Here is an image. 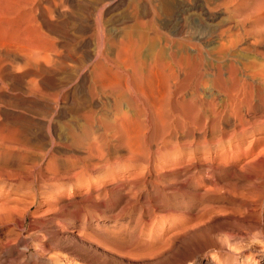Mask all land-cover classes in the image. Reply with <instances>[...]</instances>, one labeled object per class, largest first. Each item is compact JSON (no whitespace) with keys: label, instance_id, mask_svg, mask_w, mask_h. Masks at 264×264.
<instances>
[{"label":"rangeland","instance_id":"1","mask_svg":"<svg viewBox=\"0 0 264 264\" xmlns=\"http://www.w3.org/2000/svg\"><path fill=\"white\" fill-rule=\"evenodd\" d=\"M56 1L67 11L68 1ZM72 4L47 34L58 52L46 58L52 70L32 65L21 46L6 57L10 76L24 73L25 83L0 88V264H264V90L254 87L264 83V0ZM231 72L257 73L253 89L231 86ZM38 73L50 79L46 88ZM231 92L246 96L243 136L234 110V120L226 115Z\"/></svg>","mask_w":264,"mask_h":264},{"label":"bare ground","instance_id":"2","mask_svg":"<svg viewBox=\"0 0 264 264\" xmlns=\"http://www.w3.org/2000/svg\"><path fill=\"white\" fill-rule=\"evenodd\" d=\"M43 1L44 0H0V88H3V86L4 85H6L7 84V81H8V79H9V81L8 82H11V80H13V81H23V79H24V73H13V74H11V76H10V73H9V70L11 69V67H10V69H9V67H8V64L9 63H7L6 61H8V60H6V57H8L7 55L9 54V52H12L15 48H17V47H19V46H21V47H23L24 49H25V51H23V49L21 48V47H19V48H21L22 50L21 51H23V52H25L26 54H27V58L28 57H30L31 58V60L34 62L32 65H34L35 63L38 65V67H40L39 68V70L41 69V68H43V69H45L46 70V72L45 73H48L47 71L48 70H50L51 69V67L49 68L48 66H46V64H47V61H48V59H46L47 57H50V55L52 54V49L53 50H56V52H53V53H56V55H55V57L57 56V49H55L54 47L52 48V46L50 45V42H49V38H48V36H47V34L48 33H52L53 32V30H55V26H56V22L58 21V20H61V19H63V17L64 16H66L67 14H69V12H67V11H69L68 9L69 8H71L72 7V1L73 0H66V1H64V0H62L63 1V4H64V2H67L68 1V4H70L71 5V7H70V5H69V7H66L67 8V11L66 10H60L61 8H59L60 6H58V5H62V4H60V3H55V2H57L56 0H53V1H48L49 3H48V5H49V7H50V5H51V8H46L45 7V3L43 4ZM55 1V2H54ZM60 2H61V0H60ZM78 2V1H77ZM74 3V2H73ZM77 4V3H76ZM75 3H74V5H76ZM102 4V3H101ZM100 4V5H101ZM185 4V3H184ZM204 4V3H203ZM259 4V3H258ZM261 4V3H260ZM47 4H46V6H48ZM64 5H67L66 3L64 4ZM73 5V6H74ZM98 5V4H97ZM199 5V4H198ZM201 5V4H200ZM103 6H104V4H103ZM205 6V5H204ZM61 7H63V6H61ZM80 7V6H79ZM98 7V6H97ZM74 8V7H73ZM187 8V7H186ZM214 8V7H213ZM261 7L259 6V8L258 9H260ZM262 8H263V6H262ZM71 10V9H70ZM204 10V9H203ZM201 11V10H200ZM98 11H96V13H97ZM100 14V13H99ZM71 15V14H70ZM147 15V14H146ZM259 15V14H258ZM54 16V17H53ZM51 17H53V19L51 18ZM69 17V16H68ZM71 17V16H70ZM98 17V16H97ZM102 17V16H101ZM55 18V19H54ZM66 18H67V16H66ZM72 18V17H71ZM65 19V18H64ZM102 19V18H101ZM249 19V18H248ZM60 22V21H59ZM238 22V21H237ZM99 23V22H98ZM264 23V22H263ZM262 24V23H261ZM233 26V25H232ZM257 26V25H256ZM256 28V27H255ZM239 29V28H238ZM55 32V31H54ZM55 33H57V32H55ZM53 34V33H52ZM232 35H234V34H232ZM235 35H237V34H235ZM50 37V36H49ZM54 37V36H53ZM240 39V38H239ZM56 40V39H55ZM130 41V40H129ZM230 41H231V39H230ZM54 42V41H53ZM52 42V43H53ZM141 42V41H140ZM236 42V41H235ZM136 43V41L134 42V44ZM131 45V44H130ZM133 46H135V45H133ZM240 46V45H239ZM129 47V46H128ZM136 47H138V45L136 46ZM130 48V47H129ZM18 49V48H17ZM132 49V48H131ZM130 49V51H132ZM134 49V48H133ZM136 49H138V48H136ZM16 50V49H15ZM139 50V49H138ZM138 50H136V51H138ZM100 51V50H99ZM15 52V51H14ZM18 52V54H21L20 56H22V54L23 53H20L19 51H17ZM163 52V51H162ZM98 53H101V52H98ZM157 53V52H156ZM161 53V52H160ZM16 53H14V55H15ZM18 54H17V56H18ZM25 54V55H26ZM24 55V54H23ZM24 55V56H25ZM100 56V55H99ZM135 56V55H134ZM161 56V55H160ZM163 56V55H162ZM11 57V56H10ZM55 57H53V58H55ZM58 57V56H57ZM139 57V56H138ZM165 57V56H164ZM52 58V57H51ZM50 58V59H51ZM116 59V58H115ZM115 59H113V60H115ZM124 59V58H123ZM138 58H136V60H137ZM166 59V58H165ZM171 59V58H170ZM184 59V58H183ZM187 59H190V58H187ZM186 59V60H187ZM192 59H194V58H192ZM253 59V58H252ZM256 59V58H255ZM30 60V59H29ZM30 60V61H31ZM98 59H96L95 61H97ZM130 60H132V58L130 59ZM135 60V59H134ZM145 60H147V59H145ZM151 60V59H150ZM153 60H154V58H153ZM152 60V61H153ZM167 60V59H166ZM165 60V61H166ZM177 60H178V58H177ZM181 60V59H180ZM185 60V59H184ZM52 61V60H51ZM106 61V60H105ZM119 61V60H118ZM121 61V60H120ZM139 61V60H138ZM143 61V60H142ZM155 61V60H154ZM156 61H158V59H156ZM160 61V60H159ZM175 61V60H174ZM188 61H190V60H188ZM259 61V60H258ZM99 62H101V61H98L97 62V64H96V62L94 63V65L93 66H95L96 65V67H98V65L100 64ZM114 62V61H113ZM122 62V61H121ZM126 62H127V59H126ZM125 62V63H126ZM141 62V61H140ZM147 62V61H146ZM149 62V61H148ZM173 62V61H172ZM176 62V61H175ZM178 62V61H177ZM233 62V61H232ZM21 63V62H20ZM123 63L124 62H122V65H123ZM131 64H133V62H130ZM155 63V62H154ZM161 64H162V62H160ZM240 63V62H239ZM255 63H259V62H257V60L255 61ZM14 64V63H13ZM21 64H23V62L21 63ZM25 64H27V63H25ZM49 64H50V60H49ZM121 64V63H120ZM136 64H138L139 66H140V64L139 63H137L136 62ZM135 63H134V65L136 66V67H138V65H136ZM141 64H143V62L141 63ZM167 64H169L168 62H167ZM179 64V63H178ZM242 64V63H241ZM263 64H264V62H263ZM30 65V64H29ZM102 65V64H101ZM101 65H100V67H101ZM104 66H105V64H103ZM163 65V64H162ZM206 65V64H205ZM259 65L261 66L262 64H260L259 63ZM259 65H258V67H259ZM31 66V65H30ZM104 66H102V67H104ZM124 66V65H123ZM122 66V68L124 69V67ZM127 67L129 66V64H127L126 65ZM149 66V65H148ZM158 65H156V67H157ZM239 66V65H238ZM24 67V66H23ZM22 67V68H23ZM28 67V66H27ZM26 67V68H27ZM31 67H33V66H31ZM38 67H37V69H38ZM131 68H132V65L130 66ZM150 67V66H149ZM148 67V68H149ZM161 67V66H160ZM182 67V66H181ZM219 67V66H218ZM34 68V67H33ZM35 68H36V66H35ZM55 68V67H54ZM92 68V67H91ZM94 68V67H93ZM105 68H106V66H105ZM141 68V67H140ZM159 68V67H158ZM239 68V67H238ZM257 68V67H256ZM261 68H264L263 67V65L261 66ZM18 69V68H17ZM98 69V68H97ZM104 69V68H103ZM150 69L151 68H149V71H150ZM165 69V68H164ZM248 69V68H247ZM255 69V68H254ZM20 70V69H19ZM42 70V69H41ZM52 70V69H51ZM91 70H93V69H91ZM95 70V69H94ZM109 70V69H108ZM120 70V69H119ZM132 70L134 71V69L132 68ZM143 70V69H142ZM243 71H245L244 70V68L242 69ZM102 71V70H101ZM118 71V70H117ZM147 71V70H146ZM153 71V70H152ZM160 71V70H159ZM162 71V70H161ZM173 71V70H172ZM238 71H240L239 69H238ZM260 71V70H259ZM262 71V70H261ZM112 72V71H111ZM136 72H138V71H136ZM141 71L139 70V74H141L140 73ZM175 72V71H174ZM217 72V71H216ZM258 72V71H257ZM35 73H36V71H35ZM87 73V72H86ZM93 73V72H92ZM92 73H90V74H92ZM132 73V72H131ZM134 74H135V72H133ZM251 73V72H250ZM255 72H253L252 73V75L249 77L251 80H248L247 78H245L244 76H242V78H240L239 76H237L235 73H233V72H231L227 77H228V79H229V81H227V82H229L230 83V85L231 86H236L237 87V89L238 88H240V87H242V88H240V89H245V88H247V87H245L246 85L249 87L250 85V87H249V89H253V81H255L254 79H253V74H254ZM29 74V73H28ZM28 74L26 75V78H27V76H28ZM100 73L98 72V70H96L95 72H94V74L93 75H96V81H95V86L98 88V89H101L100 88V86H102V84H101V82L100 81H102V80H100L99 81V79L97 78V77H102L103 76V74L100 76L99 75ZM106 74V73H105ZM129 74V73H128ZM136 74H138V73H136ZM135 74V75H136ZM161 74V73H160ZM163 74V73H162ZM161 74V75H162ZM167 74V73H166ZM238 74H241V73H238ZM256 75H257V73H255ZM254 74V75H255ZM48 75V74H47ZM87 75V74H86ZM116 75V74H115ZM124 75V74H123ZM144 75V74H143ZM220 75V74H219ZM242 75V74H241ZM37 76H38V79H35V80H37V82L40 84V87H42V88H46L47 86H48V83L50 82L43 74H41V73H38L37 74ZM120 76V75H119ZM136 76H138V77H140L139 75H136ZM160 76V75H159ZM169 76V75H168ZM221 76H223V75H221ZM258 76V75H257ZM31 77V76H30ZM123 77V76H122ZM130 77V76H129ZM157 77V76H156ZM163 77V76H162ZM174 77H175V75H174ZM256 77V76H255ZM254 77V78H255ZM25 78V79H26ZM103 78V77H102ZM101 78V79H102ZM113 78H115V77H113ZM137 78V77H136ZM141 78V77H140ZM140 78H137V80H139ZM176 78V77H175ZM208 78V77H207ZM258 78V77H257ZM260 78H261V80H264V74L262 73V75L260 76ZM11 79V80H10ZM130 79L132 80V77H130ZM133 79H135L134 77H133ZM151 79V78H150ZM177 79V78H176ZM180 79V78H179ZM225 80L226 78H221V82L223 81V80ZM259 79V78H258ZM33 80V78L31 79V81ZM93 80V79H92ZM136 80V81H137ZM141 80V79H140ZM149 80V79H148ZM158 80V79H157ZM166 80V79H165ZM169 80V79H168ZM167 80V82H169ZM172 81H173V79H171ZM209 80V79H208ZM94 81V80H93ZM124 81V80H123ZM134 82H135V80H133ZM151 81V80H150ZM175 81V80H174ZM188 81V80H187ZM200 81V80H199ZM198 81V82H199ZM258 81V80H257ZM257 81H255L254 82V87H255V89L257 90V91H260V90H264V83H263V85L260 83V82H257ZM5 82H6V84H5ZM24 82V81H23ZM37 82L35 83L34 82V84H36L37 85ZM116 82L118 83V81L116 80ZM179 82H181V81H179ZM178 82V83H179ZM195 82V81H194ZM16 83V82H15ZM25 83V82H24ZM104 83V82H103ZM139 83V81L136 83V85ZM176 83V82H175ZM177 83V84H178ZM21 84V83H20ZM133 84V83H132ZM176 84V85H177ZM180 84V83H179ZM182 84V83H181ZM204 84H205V82H204ZM208 84V83H207ZM22 85V84H21ZM130 85H131V83H130ZM139 85V84H138ZM137 85V86H138ZM166 85V84H165ZM226 85V84H225ZM8 86H9V84H8ZM30 86V85H29ZM28 86V87H29ZM108 86V85H107ZM140 86V85H139ZM138 86V87H139ZM147 86V85H146ZM196 86V85H195ZM16 87V86H15ZM22 87V86H21ZM24 88H25V86H23ZM31 87V86H30ZM111 87V86H110ZM137 87V88H138ZM167 87V86H166ZM168 87H169V85H168ZM245 87V88H244ZM252 87V88H251ZM7 88V87H6ZM36 88V87H35ZM49 88V87H48ZM58 88V87H57ZM103 88V87H102ZM137 88L135 87V89L137 90ZM139 88H141V86L139 87ZM194 88H196V87H194ZM228 88V87H227ZM233 87H231L230 88V90L229 91H231V89H232ZM26 89V88H25ZM30 89V88H29ZM38 89V88H37ZM120 89V88H119ZM192 89V88H191ZM197 89V88H196ZM220 89V88H219ZM239 89V90H240ZM249 89H247V91L249 90ZM7 90V89H6ZM17 90H19L18 88H17ZM28 90V89H27ZM45 90V89H44ZM103 90V89H102ZM140 89H138V92L137 93H139L140 91H139ZM142 90V89H141ZM144 90H145V88H144ZM166 90V89H165ZM169 90V89H168ZM187 90V89H186ZM228 90V89H227ZM238 90V91H239ZM16 91V90H15ZM48 91V90H47ZM53 91V90H52ZM115 91V90H114ZM172 91V90H171ZM185 91V90H184ZM183 91V92H184ZM232 91H233V89H232ZM23 92V91H22ZM24 92H26V91H24ZM119 92V91H118ZM117 92V93H118ZM142 92V91H141ZM175 92V91H174ZM182 91H181V93H183ZM191 92V91H190ZM197 92V91H196ZM237 92V91H236ZM252 92H253V90H252ZM33 93H35L34 95H36V92H33ZM122 93V92H121ZM124 93V92H123ZM173 93V92H172ZM227 93V92H226ZM225 93V94H226ZM242 93V92H241ZM243 93H245V92H243ZM249 93V92H248ZM250 93H251V90H250ZM249 93V94H250ZM259 93V92H258ZM1 94H3V93H1L0 92V95ZM39 94V93H38ZM37 94V96H39ZM45 94H47V93H45ZM109 94V93H108ZM127 94V93H126ZM133 94V93H132ZM144 94V93H143ZM165 94V93H164ZM163 94V95H164ZM235 94V93H234ZM234 94H232V92H231V94H229V95H234ZM237 94V93H236ZM246 94V93H245ZM262 94H264L263 92H262ZM33 95V94H32ZM53 95V94H52ZM51 95V96H52ZM146 95V94H145ZM162 95V96H163ZM198 95V94H197ZM241 95V94H240ZM244 95V94H243ZM247 95V94H246ZM252 95V94H251ZM47 97H49L48 95H46ZM50 96V97H51ZM191 96V95H190ZM215 96V95H214ZM220 96V95H219ZM224 96V95H223ZM245 96V95H244ZM248 96V95H247ZM252 96H254V95H252ZM252 96H250L251 98H253ZM32 97V96H31ZM57 97V96H56ZM131 97V96H130ZM137 97V96H136ZM149 97V96H148ZM182 97V96H181ZM218 97V96H217ZM241 97H243V96H241ZM241 97H239L238 95L236 96V95H234V98L235 99H233V102L234 103H232V102H229L228 101V103H227V105L226 106H228L229 105V108L228 107H226L227 109H229V111L230 110H234V113H235V117H237V120L236 121H238L237 123H238V126L236 127L237 128V132L238 133H240L242 136L244 135V134H246L245 132H246V130L247 129H250V127H248V125L250 126L251 125V123L249 124V123H247V125H246V123H244V122H242V120H244V119H241V118H243V115L244 114H242L241 113V106L242 105H244V102H243V104H241L240 105V103H242L241 102V100H244L245 98H246V96H245V98H241ZM35 98H37V97H35ZM40 98V96L38 97V99ZM41 98H42V95H41ZM44 98H45V96H44ZM176 98V97H175ZM224 98V97H223ZM222 98V99H223ZM232 98V97H231ZM48 98H46L45 100H47ZM52 99H53V97H52ZM117 99H119V98H117ZM144 99V98H143ZM184 99V98H183ZM250 99V98H249ZM51 100V99H50ZM112 100V99H111ZM175 100V99H174ZM217 100V99H216ZM219 100V99H218ZM217 100V101H218ZM251 100V99H250ZM254 101L252 102V100H251V102L253 103V104H255V106L258 104H260L261 102H260V100H262V98L261 97H259V95H257L256 97H255V99H253ZM54 101H55V99L52 101L53 103H54ZM101 101V100H100ZM177 101V100H176ZM214 101V100H213ZM3 102V101H2ZM48 102V101H47ZM51 102V101H50ZM51 102V103H52ZM128 102V101H127ZM169 102V101H168ZM171 102V101H170ZM216 102V101H215ZM133 103V102H132ZM251 103V104H252ZM1 104V103H0ZM49 104V103H48ZM127 104V103H126ZM129 104H130V102H129ZM164 104V103H163ZM175 104V103H174ZM232 106H231V105ZM247 104V103H246ZM132 105H134V104H132ZM168 105V104H167ZM191 105V104H190ZM196 105V104H195ZM216 105V104H215ZM247 105H250V104H247ZM1 106V105H0ZM79 106V105H78ZM84 106V105H83ZM114 106H116V105H114ZM152 106V105H151ZM158 106V105H157ZM170 106V105H169ZM217 106V105H216ZM223 106V105H222ZM263 106V105H262ZM60 107V106H59ZM85 107V106H84ZM160 107V106H159ZM189 107V106H188ZM199 107V106H198ZM202 107V106H201ZM220 107V106H219ZM233 107H234V109H233ZM242 107H244V108H242L243 110H245L246 111V106L244 105V106H242ZM249 107V106H248ZM247 107V108H248ZM4 108H6V107H4ZM22 108V107H21ZM57 108V107H56ZM86 108V107H85ZM93 108V107H92ZM131 108V107H130ZM146 108V107H145ZM177 108V107H176ZM183 108V107H182ZM196 108V107H195ZM221 108V110H219L220 112H223V109L222 108H225V107H220ZM232 108V109H231ZM254 108V107H253ZM253 108L251 109V113L252 114H254L255 113V111L257 110L256 108H258L257 106L254 108V110H253ZM69 109V108H68ZM134 109H136V108H134ZM154 109H158L157 107L156 108H154ZM171 109V108H170ZM194 109V108H193ZM213 109V111H216V112H218L217 111V108H215L216 110H214V107L212 108ZM261 109H264V108H261ZM87 110V109H86ZM110 110V109H109ZM199 110V109H198ZM1 111H2V113H3V109H2V107H1ZM31 111V110H30ZM73 111V110H72ZM71 111V112H72ZM88 111H90L89 109H88ZM115 111V110H114ZM122 111V110H121ZM135 111V110H134ZM159 111V110H158ZM169 111V110H168ZM175 111V110H174ZM229 111L227 110V113H226V115H231L232 116V118H233V120H234V117H233V115H232V113H231V111H230V113H229ZM85 112V111H84ZM95 112V111H94ZM116 112V111H115ZM141 112V111H140ZM165 112V111H164ZM173 112V111H172ZM176 112H178V110L176 111ZM215 112V113H216ZM225 112H226V110H225ZM233 112V111H232ZM6 113V112H5ZM73 113V112H72ZM81 113V112H80ZM111 113V112H110ZM113 113V112H112ZM166 113V112H165ZM56 114V113H55ZM57 114L58 115H60L61 117L62 116H65V115H63L64 114V111L62 110V109H60L58 112H57ZM84 114H87L86 112L84 113ZM91 114L92 113H90L89 114V117H91ZM101 114V113H100ZM115 114V113H114ZM117 114V113H116ZM143 114V113H142ZM251 114V115H252ZM53 115V114H52ZM111 115V114H110ZM174 115V114H173ZM172 115V116H173ZM213 115L215 116V114L213 113ZM213 115H212V117H213ZM225 115V114H224ZM250 115V116H251ZM68 116H69V114H68ZM74 116V115H73ZM86 117H87V115H85ZM157 116V115H156ZM155 116V117H156ZM159 116H161V115H159ZM163 116V115H162ZM231 116H229V117H231ZM252 116H254V115H252ZM251 116V117H252ZM67 117V116H66ZM88 117V118H89ZM94 117V116H93ZM93 117H91L92 119H93ZM98 117V116H97ZM97 117H95V118H97ZM114 117V116H113ZM115 117H118V116H116L115 115ZM170 117V116H169ZM218 117V116H217ZM249 117V116H248ZM257 117V116H256ZM256 117H254V118H256ZM3 118V117H2ZM56 118V117H55ZM112 118V117H111ZM164 118V117H163ZM163 118H162V123L165 121V123H166V120H163ZM171 118V117H170ZM173 118V117H172ZM198 118V117H197ZM254 118H249V120L251 121H253V119ZM260 119H261V116L259 117ZM110 119V118H109ZM118 119V118H117ZM143 119V118H142ZM164 119H167V118H164ZM236 119V118H235ZM257 119V118H256ZM256 119H255V121L254 122H263L264 121V116H263V121H262V119H261V121H259L258 119H257V121H256ZM61 120H63V122H65V120L64 119H61ZM91 119H89V121H90ZM100 120V119H99ZM113 120H114V118H113ZM52 121V120H51ZM74 121V120H73ZM93 121V120H92ZM91 121V122H92ZM96 121V120H95ZM108 121V120H107ZM112 121V120H111ZM120 121V120H119ZM160 121V122H161ZM246 121V120H245ZM71 122V121H70ZM82 122V121H81ZM109 122H110V120H109ZM128 122V121H127ZM159 122V121H158ZM159 122V123H160ZM67 123H68V120H67ZM67 123H65L66 125H67ZM79 123V122H78ZM84 123V122H83ZM86 123H87V121H86ZM96 123V122H95ZM102 123V122H101ZM108 123V122H107ZM118 123H120V122H118ZM257 123H256V125H257ZM64 124V125H65ZM80 124H82V123H80ZM100 124V123H99ZM111 124V123H110ZM232 124H234V122L232 123ZM255 124V123H254ZM262 123H260V125H261ZM65 125V126H66ZM71 125V124H70ZM69 124H68V126H66V128H68L69 126H70ZM128 125V124H127ZM162 125V124H161ZM163 125H165V124H163ZM253 125V124H252ZM259 124L257 125V126H260ZM72 126V125H71ZM117 126H118V124H117ZM253 126H255V125H253ZM256 126V127H257ZM263 125H261V127H262ZM73 127V126H72ZM92 127V126H91ZM103 127V126H102ZM116 127V126H115ZM170 127V126H169ZM234 127V126H233ZM117 128V127H116ZM143 128V127H142ZM212 128H214L213 126H212ZM252 128V127H251ZM255 128V127H254ZM254 128H252V129H254ZM34 129V128H33ZM83 129V128H82ZM92 129H94V128H92ZM235 129V128H234ZM261 129V128H260ZM37 130V129H36ZM76 130V129H75ZM78 130H80L79 128H78ZM88 130V129H87ZM97 130V129H96ZM105 130V129H104ZM118 130H119V128H118ZM117 130V131H118ZM263 130V129H262ZM25 131H27V130H25ZM43 131V130H42ZM66 131H68V130H66ZM77 131V130H76ZM82 131V130H81ZM84 131V130H83ZM94 132H95V130H93ZM114 131V130H113ZM122 131V130H121ZM159 131V130H158ZM169 131V130H168ZM248 131V130H247ZM252 131V130H251ZM257 131V130H256ZM261 131V130H260ZM24 132V131H23ZM40 132V131H39ZM60 132V131H59ZM85 132H86V129H85ZM97 132H98V130H97ZM127 132V131H126ZM258 132V131H257ZM66 133V132H65ZM69 133V132H68ZM81 133V132H80ZM128 133V132H127ZM167 133V132H166ZM165 133V134H166ZM233 133V132H232ZM237 133V134H238ZM34 134V133H33ZM51 134V133H50ZM76 134H78V131L76 132ZM82 134H86V133H83L82 132ZM118 134V133H117ZM122 134V133H121ZM125 134V133H124ZM129 134V133H128ZM237 134H233V135H237ZM248 134V133H247ZM251 134V133H250ZM64 135H66V134H64ZM145 135V134H144ZM232 135V134H231ZM261 135V134H260ZM78 136V135H77ZM76 136V137H77ZM108 136V135H107ZM239 136V135H238ZM247 136V135H246ZM245 136V137H246ZM67 137H69V136H67ZM82 137H84V136H82ZM248 137V136H247ZM66 138V137H65ZM71 138H72V136H71ZM71 138H70V141H71ZM79 138V137H78ZM78 138H77V140L75 141L74 139H73V141H75V142H77L78 141ZM109 138V137H108ZM89 139V138H88ZM116 139V138H115ZM196 139V138H195ZM83 140H84V138H83ZM82 140V141H83ZM123 140H124V138H123ZM130 140V139H129ZM132 140V139H131ZM130 140V141H131ZM243 140V139H242ZM256 140V139H255ZM254 140V141H255ZM258 140V139H257ZM81 141V140H80ZM80 141H78L79 142V144H81L80 143ZM85 141H87V140H84L83 141V143L85 142ZM68 142V141H67ZM78 142L76 143V144H78ZM228 142V141H227ZM1 143V142H0ZM72 143H74V142H72ZM82 143V144H83ZM255 143H257V142H255ZM82 144L80 145V146H82ZM91 144H93V142L91 143ZM91 144H89V145H91ZM116 144H117V142H116ZM116 144H114V145H116ZM88 145V144H87ZM94 145V144H93ZM114 145H113V147H114ZM233 145H235L234 143H233ZM255 145V144H254ZM5 146V145H4ZM66 146V145H65ZM84 146H85V143H84ZM232 146V145H231ZM11 147V146H10ZM86 147V146H85ZM84 147V148H85ZM117 147V146H116ZM120 147V146H119ZM126 147V146H125ZM17 148V147H16ZM80 148V147H79ZM90 148V147H89ZM88 148V149H89ZM94 148V152L95 151H97V150H95L96 148L95 147H93ZM92 148V149H93ZM92 149H90V150H92ZM89 150V151H90ZM131 150V149H130ZM65 151V150H64ZM100 151V150H99ZM98 151V152H99ZM132 151V150H131ZM136 151V150H135ZM19 152V151H18ZM61 152V151H60ZM134 151H132V153H133ZM90 153H92L93 155L95 154V153H93V152H90ZM131 153V154H132ZM136 153V152H135ZM138 153V152H137ZM62 155V154H61ZM258 155V154H257ZM69 156V155H68ZM84 156H86V158L88 157L87 155H84ZM89 156H90V154H89ZM261 156V155H260ZM80 157H82V156H80ZM91 157H92V155H91ZM94 157H96V156H94ZM106 157H108V156H106ZM126 157V156H125ZM130 157V156H129ZM131 157H132V155H131ZM140 157H142V156H140ZM253 157V156H252ZM257 157V156H256ZM262 157V156H261ZM83 158V157H82ZM133 158V157H132ZM69 159H72V158H69ZM68 159V160H69ZM74 159V158H73ZM94 159V158H93ZM104 159V158H103ZM148 159V158H147ZM252 159V158H251ZM117 160V159H116ZM253 160H255V159H253ZM65 161V160H64ZM81 161V160H80ZM97 161V160H96ZM252 161V160H251ZM72 162V161H71ZM78 162V161H77ZM107 163V162H106ZM246 163V162H245ZM261 163L263 164V161H261ZM49 164V163H48ZM82 164V163H81ZM98 164H100V163H98ZM104 163H102V165H103ZM249 164V163H248ZM97 165V164H96ZM89 166V165H88ZM94 166V165H93ZM104 166H105V164H104ZM103 166V167H104ZM263 166H264V164H263ZM86 167V166H85ZM85 167H84V169H85ZM90 167V166H89ZM95 167H97V166H95ZM99 167V166H98ZM97 167V168H98ZM100 167H101V165H100ZM218 167V166H217ZM222 167V166H221ZM75 168V167H74ZM88 168V167H87ZM96 168V169H97ZM264 168V167H263ZM81 170V169H80ZM89 170V169H88ZM91 170V169H90ZM262 170V169H261ZM79 171V170H78ZM243 171V170H242ZM86 172V171H85ZM84 172V173H85ZM262 172H263V170H262ZM81 173V172H80ZM217 173V172H216ZM77 174V173H76ZM75 174V175H76ZM259 174H262V173H259ZM67 175V174H66ZM72 175V174H71ZM263 175V174H262ZM80 176V175H79ZM245 176V175H244ZM63 177H65V176H63ZM74 177V176H73ZM240 177H243V176H240ZM257 177V174L256 173H254V172H249V174L247 175V178H249L250 180L249 181H251V183H254V181H253V179L254 178H256ZM68 178V177H67ZM244 178V177H243ZM258 178V177H257ZM263 178H264V175H263ZM72 179V178H71ZM241 179V178H240ZM231 180V179H230ZM255 180V179H254ZM259 180V179H258ZM263 180V179H262ZM248 181V180H247ZM234 183V182H233ZM233 183H232V185H233ZM247 183V182H246ZM250 183V182H249ZM237 184V183H236ZM255 184H256V180H255ZM257 184H259L258 182H257ZM231 185V184H230ZM254 185V184H253ZM251 186H252V184H251ZM255 186V185H254ZM221 187V186H220ZM256 187V186H255ZM257 188V187H256ZM260 188H262V187H260ZM258 189H259V187H258ZM262 189H264V188H262ZM256 192V191H255ZM98 193V192H97ZM253 194V193H252ZM263 195V194H262ZM244 196V195H243ZM255 196V195H254ZM253 196V197H254ZM252 197V198H253ZM262 198V197H261ZM246 199H247V197H246ZM247 204H249V203H247ZM251 204V203H250ZM243 207V206H242ZM255 207V206H254ZM251 209H253V208H251ZM243 219V218H242ZM245 222V221H244ZM254 222H256L255 220H254ZM245 224H246V222H245ZM239 225H241L239 222H237V221H235V222H230L229 223V229H230V232L228 233V235H230L233 231H234V228L236 227V226H239ZM252 226H253V224H252ZM227 229V228H226ZM228 229V230H229ZM224 236V235H223ZM227 239V238H226ZM225 241V240H224ZM233 247H235V246H233ZM54 255V254H53ZM58 258V257H57Z\"/></svg>","mask_w":264,"mask_h":264}]
</instances>
